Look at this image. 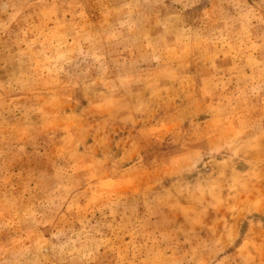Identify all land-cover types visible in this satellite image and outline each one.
Masks as SVG:
<instances>
[{
	"label": "rangeland",
	"instance_id": "obj_1",
	"mask_svg": "<svg viewBox=\"0 0 264 264\" xmlns=\"http://www.w3.org/2000/svg\"><path fill=\"white\" fill-rule=\"evenodd\" d=\"M0 264H264V0H0Z\"/></svg>",
	"mask_w": 264,
	"mask_h": 264
}]
</instances>
